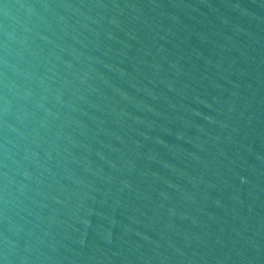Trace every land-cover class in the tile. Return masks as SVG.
<instances>
[{
    "label": "water",
    "instance_id": "obj_1",
    "mask_svg": "<svg viewBox=\"0 0 264 264\" xmlns=\"http://www.w3.org/2000/svg\"><path fill=\"white\" fill-rule=\"evenodd\" d=\"M0 264H264V0H0Z\"/></svg>",
    "mask_w": 264,
    "mask_h": 264
}]
</instances>
